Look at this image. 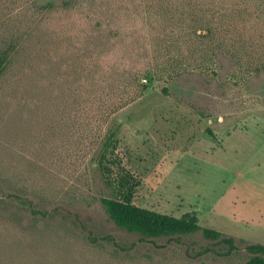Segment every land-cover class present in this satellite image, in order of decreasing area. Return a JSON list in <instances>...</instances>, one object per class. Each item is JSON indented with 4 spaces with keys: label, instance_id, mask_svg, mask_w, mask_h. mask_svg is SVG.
Instances as JSON below:
<instances>
[{
    "label": "rangeland",
    "instance_id": "obj_1",
    "mask_svg": "<svg viewBox=\"0 0 264 264\" xmlns=\"http://www.w3.org/2000/svg\"><path fill=\"white\" fill-rule=\"evenodd\" d=\"M163 2L0 0V44L19 38L0 75V264L246 259L119 227L98 166L111 132L135 204L264 243V0L182 4L202 17L183 27L160 22Z\"/></svg>",
    "mask_w": 264,
    "mask_h": 264
},
{
    "label": "trees",
    "instance_id": "obj_2",
    "mask_svg": "<svg viewBox=\"0 0 264 264\" xmlns=\"http://www.w3.org/2000/svg\"><path fill=\"white\" fill-rule=\"evenodd\" d=\"M164 2L154 11L157 16L163 17L160 22L183 27L189 26V20L198 24L202 19L197 11L181 6L187 4L195 9L198 7L201 9L202 4L199 0H164ZM195 26L189 31L197 30ZM198 35L204 36L205 33ZM1 37L3 43L0 44V75L12 64L19 45V38L13 34L9 36L10 38ZM147 85L148 82L143 83L144 87ZM164 91L167 92L168 88H164ZM119 143V138L111 132L106 136L98 153V166L112 192V195L104 196L101 200L108 216L119 227L138 234L140 241L156 244L158 239L165 238L167 243L180 244L190 258H199L207 254L229 257L237 251L244 250L247 253L246 259L243 262L231 264H264V243L244 242L218 228L203 226L196 210L186 211L176 216L135 204L133 198L140 180L125 166L120 155L116 153ZM8 196L11 197L9 194ZM8 196L1 198L0 201L5 202ZM13 198L21 202L26 200L24 196L18 194H14ZM32 211L36 212L34 208ZM106 238L116 243L112 236L107 235ZM92 239L97 241L95 237ZM242 242H244L243 245Z\"/></svg>",
    "mask_w": 264,
    "mask_h": 264
}]
</instances>
